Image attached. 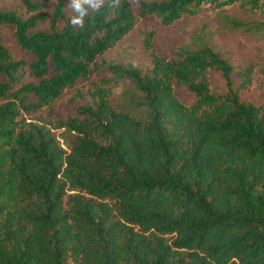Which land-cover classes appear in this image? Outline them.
I'll return each instance as SVG.
<instances>
[{"label":"trees","instance_id":"trees-1","mask_svg":"<svg viewBox=\"0 0 264 264\" xmlns=\"http://www.w3.org/2000/svg\"><path fill=\"white\" fill-rule=\"evenodd\" d=\"M133 1L136 11L130 0H105L82 28L66 18L64 0L51 15L36 0H21L27 17L0 8V28L32 57L14 59L0 37V264H264V106L240 97L252 67L235 86L219 51L204 45L169 58L149 33L146 71L109 66L140 94L142 116L114 108L101 86L73 115L51 108L136 16L168 26L237 0ZM240 1L264 12V1ZM44 107L48 121L22 116Z\"/></svg>","mask_w":264,"mask_h":264},{"label":"rangeland","instance_id":"rangeland-1","mask_svg":"<svg viewBox=\"0 0 264 264\" xmlns=\"http://www.w3.org/2000/svg\"><path fill=\"white\" fill-rule=\"evenodd\" d=\"M36 1L45 5L42 9L43 13L51 15L58 0ZM130 1L136 11L137 3ZM68 3L69 0H64L63 9L66 18L73 15ZM0 8L16 12L23 17L29 15L21 0H0ZM61 24L62 22L59 26ZM38 27L48 30V19L40 21ZM149 33L153 34V48L158 54L169 58H177L184 50L197 49L204 45L219 51L233 65L235 86L240 87L243 80L238 76V72L252 67L251 82L248 86L240 87V97L242 100L264 106V12H252L250 4L246 6L237 0L220 9L184 16L168 26L161 24L153 15L136 16L133 29L98 57L99 65L90 77L85 81H78L73 88L64 90L62 95L53 102L51 108L61 116L73 115L75 114L74 104L91 103L90 91H93L96 86H101L110 89L108 99L114 108L127 110L135 117L142 116L144 109L136 105L140 94L129 79L118 76L109 69V66L116 65L125 69L131 65L146 71L151 66L152 59L151 50L145 45ZM0 37L14 59L31 60L30 54L19 49L9 26L0 28ZM29 80L34 79L27 75L25 81ZM211 84L218 91L224 89L223 81L217 75L211 76ZM176 92L186 104H190L193 100L192 96L181 87L176 88ZM22 116L28 120L51 119L47 107L36 113L23 112ZM55 133L64 145L67 134L63 129H57Z\"/></svg>","mask_w":264,"mask_h":264},{"label":"clouds","instance_id":"clouds-1","mask_svg":"<svg viewBox=\"0 0 264 264\" xmlns=\"http://www.w3.org/2000/svg\"><path fill=\"white\" fill-rule=\"evenodd\" d=\"M112 7H115L119 0H109ZM105 0H69L68 7L71 9L73 15L70 17V24L73 27H83L85 18L91 12H98L104 7Z\"/></svg>","mask_w":264,"mask_h":264}]
</instances>
